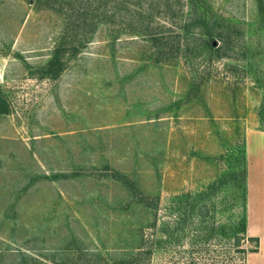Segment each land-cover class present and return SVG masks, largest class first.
Here are the masks:
<instances>
[{
  "label": "rangeland",
  "instance_id": "1",
  "mask_svg": "<svg viewBox=\"0 0 264 264\" xmlns=\"http://www.w3.org/2000/svg\"><path fill=\"white\" fill-rule=\"evenodd\" d=\"M263 93L264 0H0L5 263L258 264Z\"/></svg>",
  "mask_w": 264,
  "mask_h": 264
},
{
  "label": "crops",
  "instance_id": "2",
  "mask_svg": "<svg viewBox=\"0 0 264 264\" xmlns=\"http://www.w3.org/2000/svg\"><path fill=\"white\" fill-rule=\"evenodd\" d=\"M245 139L247 234L258 239L254 253L262 255L257 260L258 264H262L264 263V130L250 131Z\"/></svg>",
  "mask_w": 264,
  "mask_h": 264
},
{
  "label": "trees",
  "instance_id": "3",
  "mask_svg": "<svg viewBox=\"0 0 264 264\" xmlns=\"http://www.w3.org/2000/svg\"><path fill=\"white\" fill-rule=\"evenodd\" d=\"M260 7H263L262 4L260 5ZM212 35L207 32V38H204L205 44L206 46L209 48L210 53H214L217 56H222L226 49H228V47H230L231 45V36L230 33H228L227 35L223 36L220 33V36H223L222 39V43L220 44H214L212 41L209 40V37H211ZM77 49V48H76ZM170 52H172V48H170ZM211 55V54H209ZM262 81V80H260ZM9 110L8 107V102L7 100L0 94V112H7ZM262 114V123H264V93H263V97H262V101L260 103V108L258 110V114ZM264 127V125H263ZM264 129V128H262ZM243 159L245 160V166H243L242 170L239 172L242 175V195L244 198V213L242 216V221H241V230L243 233L247 232V225H246V220H247V207H246V194H247V182H246V176H247V163H246V156H245V150L243 152ZM233 175L236 174V172L234 171L232 173ZM256 241L258 242V239L255 238ZM258 246V243H257ZM257 249V248H256ZM17 251V250H16ZM8 252V250H4L2 251L0 249V264H6L5 263V256L7 255L6 253ZM9 252H13L12 250H9ZM17 254L19 255V259L9 263V264H68V263H58L55 262L54 260H48L45 257H42L40 254H36L30 251H26V250H18ZM120 264H124V260H121Z\"/></svg>",
  "mask_w": 264,
  "mask_h": 264
}]
</instances>
